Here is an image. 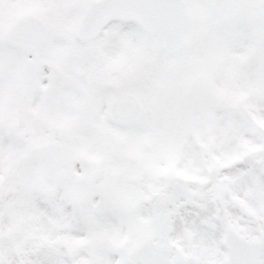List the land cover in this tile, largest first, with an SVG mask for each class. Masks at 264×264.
<instances>
[{"label":"snow or ice","instance_id":"obj_1","mask_svg":"<svg viewBox=\"0 0 264 264\" xmlns=\"http://www.w3.org/2000/svg\"><path fill=\"white\" fill-rule=\"evenodd\" d=\"M0 264H264V0H0Z\"/></svg>","mask_w":264,"mask_h":264}]
</instances>
